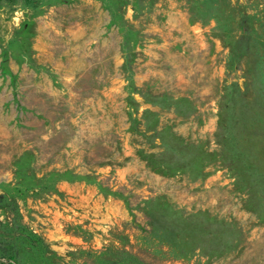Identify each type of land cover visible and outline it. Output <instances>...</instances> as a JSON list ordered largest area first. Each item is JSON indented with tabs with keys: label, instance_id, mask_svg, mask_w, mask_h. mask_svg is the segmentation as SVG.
I'll return each mask as SVG.
<instances>
[{
	"label": "rangeland",
	"instance_id": "rangeland-1",
	"mask_svg": "<svg viewBox=\"0 0 264 264\" xmlns=\"http://www.w3.org/2000/svg\"><path fill=\"white\" fill-rule=\"evenodd\" d=\"M0 264H264V0L3 3Z\"/></svg>",
	"mask_w": 264,
	"mask_h": 264
},
{
	"label": "trees",
	"instance_id": "trees-1",
	"mask_svg": "<svg viewBox=\"0 0 264 264\" xmlns=\"http://www.w3.org/2000/svg\"><path fill=\"white\" fill-rule=\"evenodd\" d=\"M3 3L12 4L13 3V0H0V6H2Z\"/></svg>",
	"mask_w": 264,
	"mask_h": 264
}]
</instances>
